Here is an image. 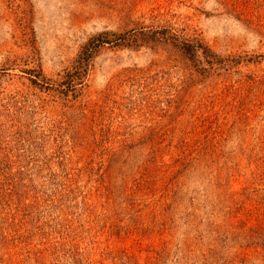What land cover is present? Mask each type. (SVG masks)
Segmentation results:
<instances>
[{"label": "rangeland", "instance_id": "rangeland-1", "mask_svg": "<svg viewBox=\"0 0 264 264\" xmlns=\"http://www.w3.org/2000/svg\"><path fill=\"white\" fill-rule=\"evenodd\" d=\"M0 264H264V0H0Z\"/></svg>", "mask_w": 264, "mask_h": 264}, {"label": "trees", "instance_id": "trees-1", "mask_svg": "<svg viewBox=\"0 0 264 264\" xmlns=\"http://www.w3.org/2000/svg\"><path fill=\"white\" fill-rule=\"evenodd\" d=\"M146 36H151V42L169 44L177 49L183 55L188 56L191 59H196L198 56L204 57L208 65L213 67L218 64V56L198 38L193 36L190 39H186L183 36L170 35L165 30L160 32L147 33ZM204 72L207 69H203Z\"/></svg>", "mask_w": 264, "mask_h": 264}]
</instances>
